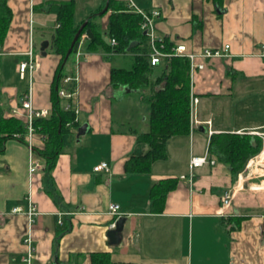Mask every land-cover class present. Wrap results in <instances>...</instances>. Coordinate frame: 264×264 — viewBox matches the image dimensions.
Here are the masks:
<instances>
[{"label": "crops", "instance_id": "crops-1", "mask_svg": "<svg viewBox=\"0 0 264 264\" xmlns=\"http://www.w3.org/2000/svg\"><path fill=\"white\" fill-rule=\"evenodd\" d=\"M6 1L13 18L1 46L0 109L9 116L31 91L33 109L51 111L53 82L61 62L55 52L53 64L47 62L58 27L54 5L72 3L74 23L79 25L108 6L107 1ZM150 6L144 12L161 13L155 21L157 36L185 45L190 53L230 45L226 57L199 58L197 63L204 69L191 72L193 99H199L191 133L171 138L167 159L155 162L151 173L126 174L125 163L136 144L134 131L148 130L144 95L149 90L113 88L112 69H127V65L115 66L118 55L92 52L88 39H83L81 56L74 59V108L80 127L54 169L48 170L33 151L45 147L38 133L27 142L8 140L0 153V264H92L95 252H110L114 264H264V123L226 128L215 123L212 112L218 102L243 92L239 89L244 84L264 78L260 49L264 0H224L222 6L213 0H155ZM110 14L101 18L103 30ZM43 41L49 42L45 56L39 45ZM30 53L34 69L22 79L18 68ZM122 56L130 57L132 68L135 57ZM27 78L28 83H23ZM84 125L87 130L78 137ZM225 131L263 137L258 159L262 170L253 161L251 177L243 172L235 176L229 166L216 161L196 169L193 183L181 179L190 172L193 156L207 154L210 136ZM103 162L109 163V171L94 172ZM33 163L39 166L31 172ZM167 178L179 182L168 194L163 213L157 214L151 210L150 189ZM227 191L233 192V200L223 208L221 197ZM31 204L39 212L32 224ZM111 204L119 206L115 215L110 214ZM16 208L22 212L14 213ZM117 216L126 220L122 242L111 246L107 234ZM28 238L34 250L31 261Z\"/></svg>", "mask_w": 264, "mask_h": 264}, {"label": "trees", "instance_id": "trees-1", "mask_svg": "<svg viewBox=\"0 0 264 264\" xmlns=\"http://www.w3.org/2000/svg\"><path fill=\"white\" fill-rule=\"evenodd\" d=\"M106 6L98 13L86 18L87 25L82 36L88 39V50H102L108 55L132 54L134 65L130 70L113 68L111 84L113 88L129 87L135 91H147L145 103L149 108L148 130L136 133L133 154L125 163V173L131 175L149 174L155 162L167 159V142L175 136L189 135L193 126L192 115V78L191 62L186 57L173 56L163 59L159 65H151L152 47L150 39L144 35L143 16L129 7L128 0H106ZM223 4L224 0H213ZM53 13L57 15V31L51 47L61 57L52 87V109L47 118L33 121L35 132L44 138V149L33 150L45 161L48 170H53L63 150L71 144L75 131L80 127L74 100L59 95L61 90L68 93L77 91V83H65L68 77H75V55L81 38L76 42L72 54L63 66L71 43L84 20L79 25L74 23V5L72 3L55 4ZM110 14L106 30L102 29L101 18ZM13 18L12 10L6 0H0V46H3ZM115 39L113 46L107 39ZM131 47L130 51L128 49ZM176 46L165 39V51L170 52ZM70 108L66 109V106ZM27 142L28 130L22 118L13 114L5 116L0 109V153L10 139ZM263 150V137L252 133L225 131L213 133L209 139L208 154L211 159L224 163L237 176L242 173L251 159ZM177 178H167L154 183L150 189L151 210L163 213L168 194L177 188ZM63 228L59 233H63ZM92 264H114L110 252L91 254Z\"/></svg>", "mask_w": 264, "mask_h": 264}, {"label": "built area", "instance_id": "built-area-1", "mask_svg": "<svg viewBox=\"0 0 264 264\" xmlns=\"http://www.w3.org/2000/svg\"><path fill=\"white\" fill-rule=\"evenodd\" d=\"M128 3H129V7L131 9H133L135 12H137L143 16L144 22H143L141 28H142V30L147 32V36L150 39V44L152 47V54H151V65L152 66L159 65L163 59L171 58L173 56H180V57H186L190 60L191 72H192L196 69H199V70L204 69V67H205L204 64H198L197 63V60L199 58L214 59V58H224L227 56L226 52L229 51L230 45H225L224 48H222V49H215V50L207 49V50H204V52L202 54H195V53L188 52L187 47L183 44H180V45L174 46L170 52H166L164 49L165 48V39L158 37L156 35V30H155V21H156V19L160 18V16H161L160 11H152V12L146 13L144 11H140L136 7V5L133 3L132 0H128ZM86 38H87L86 35H83L81 38V41L83 39H86ZM109 42L113 46L117 45V41L115 39H110ZM80 45H81V42H80ZM80 45H79V47H80ZM260 49H261V57L264 58V44L261 45ZM1 54H2V47L0 46V55ZM80 56H81V51H80V48H78V51L76 53L77 59H79ZM33 69H34V61H33L32 53H30L29 60L25 61L19 65L18 70H19L21 78L24 79L26 74L31 75ZM70 81H75L77 83V76L68 77L65 79L64 82L67 83ZM59 95L63 98L72 99V98L76 97L77 91H75L73 93H68L65 90H61L59 92ZM198 103H199V99L194 98L192 101V115L193 116L197 113L195 107ZM68 108H70V105L66 106V109H68ZM50 113L51 112L49 110L35 111L33 109L31 91H29L21 99V107L18 109H14L12 111L13 115L19 116L24 120L26 127H27V130H28V137L29 138H33V136L36 133L35 129L33 127L34 119H36V118H47L50 116ZM208 124L210 125L211 122H208ZM211 134H212V132H211ZM262 151H261V153H262ZM261 153L259 155H257L256 157H254V160L251 159V161L247 165L248 169L251 168V165H253V161H255L254 164L256 165V167L259 168L260 170H262L261 169L262 166H260L258 164V161H259L258 159L261 156ZM31 161H32V158H31ZM215 164H216V161L209 157L208 152L204 156H193L190 160V174L188 176H182L181 179H184V180L188 179L190 181V183H193L196 169L201 168L205 165H212L213 166ZM38 166L39 165L37 163L31 164V172L35 171L38 168ZM109 169H110L109 163L103 162L94 168V172L109 171ZM251 174H253V171ZM232 200H233V192L232 191L225 192L223 194V196L221 197V206L223 208L230 206L232 203ZM118 210H119V206L116 204H111L109 207L110 214L115 215ZM19 212H22V210L20 208L14 209V213H19ZM37 216H39L37 206L35 204H31L29 212H28V217H29V221L31 224L36 221L35 218ZM118 220H119V218L117 216L116 220L112 224V228H115L116 222ZM59 223H61V221H59ZM26 243L29 245V247L31 249V251L29 253V258H28V261H31L33 251H34L32 248V239L28 238L26 240Z\"/></svg>", "mask_w": 264, "mask_h": 264}, {"label": "rangeland", "instance_id": "rangeland-1", "mask_svg": "<svg viewBox=\"0 0 264 264\" xmlns=\"http://www.w3.org/2000/svg\"><path fill=\"white\" fill-rule=\"evenodd\" d=\"M154 1L155 0H134L137 8L140 11H145V9H149L151 7L150 5ZM157 33L158 32L156 31V35ZM44 42L45 41L39 43V45L41 46ZM48 51L49 53L53 54L49 55V59H47L48 64L51 65L53 64L51 56H54L55 53L51 46L48 48ZM118 56L119 58H117L114 63L115 66L119 67L127 65V69L130 70L132 64V62L129 61L130 57H124L122 55ZM23 83H28V78ZM249 86L247 85V83L244 84L242 88L239 89L243 92H236L233 98H227L225 102H218L216 104L214 110L212 111L213 119L216 124H220L226 128H232L239 127L242 125L253 126L254 123H264V78L253 79L252 82H249ZM146 107L148 108L147 105ZM171 162H173V160ZM171 162L162 163L166 164V166H171L170 164H173ZM247 167L248 166H246V168L244 169V171L246 172L243 171V173H245V175H248V177H251V175H253L251 174L253 171V165H251L250 169H248ZM258 173L261 174L263 172L259 170ZM189 174L190 172L188 171L184 174V176H188Z\"/></svg>", "mask_w": 264, "mask_h": 264}, {"label": "water", "instance_id": "water-1", "mask_svg": "<svg viewBox=\"0 0 264 264\" xmlns=\"http://www.w3.org/2000/svg\"><path fill=\"white\" fill-rule=\"evenodd\" d=\"M108 9V6H106V8L103 10V12H101L100 14L104 13L106 10ZM88 20H86L81 27L79 28L78 32L76 33L71 46L69 48V50L67 51V54L65 56L64 62H63V66L65 65V63L67 62L68 58L70 57V55L73 52V49L75 47L76 42L79 40V38L82 36V31L85 28V26L87 25ZM144 35H147V32L144 31ZM133 45H135V43H133L130 48L128 49V51H130L131 47H133ZM49 46V42L45 41L42 45H41V51L43 53V55H46V49ZM87 130V125L82 126L79 130H78V137H80L81 135L85 134ZM205 132V130H204ZM125 218L121 217L119 218V220L116 222V226L115 228H113L112 230H110L107 234L108 239H109V243L111 246H118L121 244L122 242V232L124 229V224H125Z\"/></svg>", "mask_w": 264, "mask_h": 264}, {"label": "bare ground", "instance_id": "bare-ground-1", "mask_svg": "<svg viewBox=\"0 0 264 264\" xmlns=\"http://www.w3.org/2000/svg\"><path fill=\"white\" fill-rule=\"evenodd\" d=\"M263 159H264V152H263V155H262Z\"/></svg>", "mask_w": 264, "mask_h": 264}]
</instances>
